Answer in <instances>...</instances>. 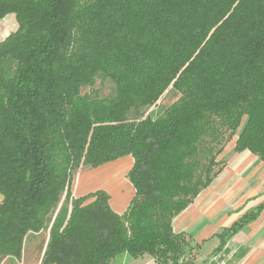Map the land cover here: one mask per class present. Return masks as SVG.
Here are the masks:
<instances>
[{
  "label": "trees",
  "instance_id": "1",
  "mask_svg": "<svg viewBox=\"0 0 264 264\" xmlns=\"http://www.w3.org/2000/svg\"><path fill=\"white\" fill-rule=\"evenodd\" d=\"M9 14L0 259L20 258L26 235L48 229L43 264H194L198 244L174 218L223 170L233 138L264 162V0H0V20ZM98 77L112 96L82 93ZM170 91L174 102L145 114ZM127 157L134 194L123 213L105 190L73 195L72 172ZM263 208L216 233L213 253Z\"/></svg>",
  "mask_w": 264,
  "mask_h": 264
},
{
  "label": "crops",
  "instance_id": "2",
  "mask_svg": "<svg viewBox=\"0 0 264 264\" xmlns=\"http://www.w3.org/2000/svg\"><path fill=\"white\" fill-rule=\"evenodd\" d=\"M4 26L10 31L3 38L17 28L14 14H9L0 20V30H3ZM235 140L236 137L227 144L219 156V159L225 163L220 174L173 220L174 231L189 234L193 242L198 244L192 260L194 264H201L218 246L216 233L223 227L230 226L243 213L254 209L264 201V162L257 155L246 150L236 152L234 149ZM128 160V167L123 170L124 176L120 174L131 190L128 199L123 204L112 206L110 203L112 194L104 188L110 196L111 208L118 214L125 211L134 194L132 185L125 178L132 166V159L129 157ZM116 162L122 163L119 160ZM102 167L93 170L92 174H86L81 182H78L74 194L80 193L74 195L75 197L95 191L99 189V185H103L102 180H98L97 184L92 180L96 175L100 176L97 171ZM103 187L105 186L103 185ZM42 235L46 236L48 240V229L37 233L29 232L23 241L20 258L6 256L2 258L1 262L3 264H43V254L46 248L43 252L41 251L42 254L34 255L36 246L34 242L38 241ZM223 252L225 255L233 252L227 264H264V208L255 220L248 223L229 240L223 248ZM113 263L153 264L152 257L149 255H143L136 259L123 255L115 258Z\"/></svg>",
  "mask_w": 264,
  "mask_h": 264
},
{
  "label": "rangeland",
  "instance_id": "3",
  "mask_svg": "<svg viewBox=\"0 0 264 264\" xmlns=\"http://www.w3.org/2000/svg\"><path fill=\"white\" fill-rule=\"evenodd\" d=\"M9 31H10V29H8L7 27L5 28V26H4L3 30H0V40ZM92 89L98 90V96H100V97H109V96H112L114 94V84L109 79H102L101 77L96 78L95 84L92 88L89 86L83 87L82 93L89 92ZM176 99H177V96L173 92H171V91L166 92L159 99V101L156 103L155 106H152L151 108L146 110L145 114H150L152 116H156L160 111H162V109H164L165 107L170 105ZM128 159H129L128 157L118 159L119 161H122L121 164H120V162H114V163H109V164H117L120 168L122 167L121 169H118V170H119V173L123 175V170L128 167V164H127L129 161ZM92 172H93V170L88 168V167H81L78 170H75L74 172H72L73 179H72L71 189H72L73 195H77L78 193H80V192H78V193L74 194V187L78 185V182H81V180L83 179L84 176H86V174H90V173L92 174ZM125 178H126V176H125ZM104 188H106V187H103V185H99V189L104 190ZM47 242H48V240H47L46 236H43V235L39 238L38 241L34 242V245H36L34 255H37V254L40 255V253L42 254L43 250L46 248ZM194 255L191 256L192 260L194 258ZM1 260L2 259H0V262H1ZM196 263H198V262H196Z\"/></svg>",
  "mask_w": 264,
  "mask_h": 264
},
{
  "label": "bare ground",
  "instance_id": "4",
  "mask_svg": "<svg viewBox=\"0 0 264 264\" xmlns=\"http://www.w3.org/2000/svg\"><path fill=\"white\" fill-rule=\"evenodd\" d=\"M118 169L121 168L117 164L105 165L97 171L100 173V176L96 175V177L92 179L95 184H97L98 180H102L103 185L112 194L110 200L112 206L123 204L131 194L129 186L125 184V181L120 176Z\"/></svg>",
  "mask_w": 264,
  "mask_h": 264
},
{
  "label": "built area",
  "instance_id": "5",
  "mask_svg": "<svg viewBox=\"0 0 264 264\" xmlns=\"http://www.w3.org/2000/svg\"><path fill=\"white\" fill-rule=\"evenodd\" d=\"M233 252H230L228 255H225L223 250L217 253L211 254L207 259L205 264H226L227 261L232 257ZM183 258H180L177 263L174 264H183ZM153 264H159L154 258H152ZM0 264H2L0 262Z\"/></svg>",
  "mask_w": 264,
  "mask_h": 264
}]
</instances>
